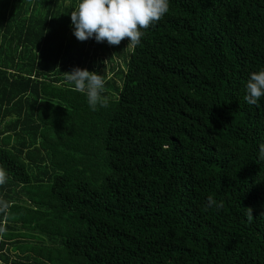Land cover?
<instances>
[{"label": "trees", "instance_id": "obj_1", "mask_svg": "<svg viewBox=\"0 0 264 264\" xmlns=\"http://www.w3.org/2000/svg\"><path fill=\"white\" fill-rule=\"evenodd\" d=\"M78 3L0 0V264H264V0H169L135 47L78 41Z\"/></svg>", "mask_w": 264, "mask_h": 264}, {"label": "clouds", "instance_id": "obj_2", "mask_svg": "<svg viewBox=\"0 0 264 264\" xmlns=\"http://www.w3.org/2000/svg\"><path fill=\"white\" fill-rule=\"evenodd\" d=\"M168 11L169 0H79L70 19L74 26L73 35L78 41L94 38L97 43L106 41L109 45L118 46L127 39V45L135 47L140 44L145 30L159 22ZM62 74L73 91L86 96L92 111H96L98 105L108 106L107 98L101 95L105 85L103 75L78 67ZM245 88V101L257 105L264 96V69L250 73ZM259 158L264 160V144L259 146ZM8 179L6 169L0 166V186ZM213 206L219 210L223 202L217 203L209 196L207 207ZM7 209L8 202L0 198V212ZM245 215L249 221L254 218L251 207L245 208ZM5 230L0 227V234Z\"/></svg>", "mask_w": 264, "mask_h": 264}, {"label": "rangeland", "instance_id": "obj_3", "mask_svg": "<svg viewBox=\"0 0 264 264\" xmlns=\"http://www.w3.org/2000/svg\"><path fill=\"white\" fill-rule=\"evenodd\" d=\"M128 44V43H127ZM125 45V46H128V45ZM102 56V55H101ZM100 56H98V55H96V56H94L93 57V59H95V60H98V58H99ZM102 62L105 64V67L108 65V61H107V59L104 57V56H102ZM117 60H118V58H117ZM100 70V69H99ZM107 74H109L108 72H107Z\"/></svg>", "mask_w": 264, "mask_h": 264}]
</instances>
